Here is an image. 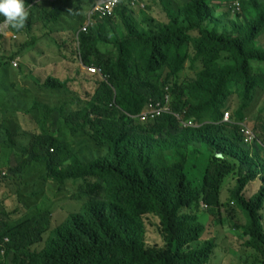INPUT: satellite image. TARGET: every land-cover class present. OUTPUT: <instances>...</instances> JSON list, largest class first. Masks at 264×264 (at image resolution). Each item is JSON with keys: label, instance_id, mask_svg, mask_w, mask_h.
I'll use <instances>...</instances> for the list:
<instances>
[{"label": "trees", "instance_id": "16d2710c", "mask_svg": "<svg viewBox=\"0 0 264 264\" xmlns=\"http://www.w3.org/2000/svg\"><path fill=\"white\" fill-rule=\"evenodd\" d=\"M140 1L148 6L162 2L168 20L157 22L142 7L132 10L128 0L121 1L112 16L79 32L83 64L101 68L91 98L76 100L80 104L76 109L69 99L59 106L38 99L35 107H42L44 116L37 121V132L20 127L10 134L1 125L0 142L5 129L11 145L27 157L18 160L20 170L33 168L41 181L58 187L83 183L71 193L81 211L70 213L54 228L53 215L41 213L37 205L21 221L11 223L0 199V264H210L220 247L215 236L198 246L206 232L199 207L202 202L213 210L224 206V178L236 169L239 177L231 199L238 211L227 203L226 212L212 214L245 217L246 224L236 227L244 240L242 259L246 264H264V186L253 196L248 194L247 183L258 176L256 161L239 124L223 121L231 95L241 97L242 105L234 114L244 120L245 110L264 92V0H238L235 10L234 0ZM95 3L63 0L55 11L44 0H25L30 10L25 27L10 29L27 40L12 51L22 52L38 39L32 34L37 20L52 30L62 12L67 15L62 31H79ZM137 11H141L138 21ZM0 63L7 73L5 81L11 68L14 77L24 75L20 60L17 66L3 59ZM60 80L34 78L42 90H68L66 81L61 82L65 79ZM149 98L167 102L200 125L183 127L174 114L144 126L133 123L127 112L139 111ZM59 117L70 140L51 134ZM84 135L94 143L86 155L94 159L88 162L74 150ZM204 144L224 157L206 154ZM254 148L264 157L260 144ZM0 152V177L10 183L15 172L7 163L11 155L5 149ZM151 213L161 220L167 248L147 244L143 217ZM47 233L44 247L34 249Z\"/></svg>", "mask_w": 264, "mask_h": 264}, {"label": "rangeland", "instance_id": "374dc122", "mask_svg": "<svg viewBox=\"0 0 264 264\" xmlns=\"http://www.w3.org/2000/svg\"><path fill=\"white\" fill-rule=\"evenodd\" d=\"M63 0H44V3L48 4L50 8H57L55 11L59 10L60 2ZM97 1V0H95ZM150 13L156 17V21H167L168 17L164 9V5L161 2H151L150 3ZM172 7L177 9L176 2L171 4ZM221 9V10H220ZM218 8L217 11L219 14H222V11L225 9V5L221 8ZM54 11V12H55ZM171 13H174L173 10H170ZM141 11H139L135 18L138 21ZM67 17L66 13H61V18L55 26L52 27V30L45 26V22L42 20H37L40 23L34 25L32 34L38 39L33 40L30 44L26 46L28 54L23 58L24 65V75H18L14 77L12 75L14 70L11 68L10 77L6 81H10L7 89L4 90L6 96L13 105L12 110H10L8 105L0 104V129L1 125L4 124L6 128L9 129V133L15 131L16 128L23 127L24 131H39L37 120L44 116V110L42 107H35L37 100H43L45 103L50 106H59L60 102L55 98L56 90H52L51 93L43 92L42 89L38 88L35 84L34 78H39L44 80L47 76L59 78L61 80L70 79L68 82L69 90L71 93L69 95L76 94L80 99L89 98L90 95L94 92L96 88V82L94 79L95 75H91L87 67L93 65H83L80 58L75 59L72 55L73 51H76L77 41L75 36L68 31H62L60 26H63V20ZM228 15L222 16L223 19H226ZM232 17V15H230ZM43 25H42V24ZM32 36V37H33ZM264 42V34L262 36ZM27 38L22 35L17 38L6 40L3 44L2 50L3 54L0 56L3 61H8L11 58L19 57L21 52H13L12 50H17L24 44ZM31 40V38L29 39ZM60 44V45H58ZM30 52V53H29ZM61 56V59H59ZM227 59L223 58L222 63H225ZM256 65L259 62H255ZM0 69L4 70V64L0 63ZM7 73L0 72V80L5 81ZM38 91V92H37ZM59 93L63 96L65 90H60ZM0 96V101L1 100ZM234 99V100H233ZM233 100L232 104L236 107L238 104L242 105L239 95L231 96ZM74 104L73 107H75ZM31 110L30 114H25L23 111L25 109ZM228 111H231L227 109ZM226 110V111H227ZM232 112V111H231ZM246 117L245 122L250 125L254 135L261 136L264 135V92H259L254 104L252 107L245 110ZM57 116V112L52 113L50 118L54 120ZM232 116V115H230ZM48 118L47 122H51ZM3 122V123H2ZM62 121L56 120L55 128L60 125L62 126ZM25 125V126H24ZM62 128V127H61ZM9 133L3 129L4 138L0 142V148L6 150L7 154L11 155V159L7 163L15 164L18 158L21 149L19 147H13L11 145V137ZM66 140H70L71 136L64 137ZM73 140V139H72ZM94 143L91 142L86 135H84L82 140L75 142L74 150L76 155L85 162L87 151L89 148L93 147ZM1 153V152H0ZM210 151H207L206 154H209ZM236 175H230L226 178L222 191V201L223 203L231 202V189L234 186V180ZM4 175L0 177V182L5 180ZM251 182L249 183L250 186ZM228 186L227 196L225 192V187ZM74 187L68 185L66 187H58L55 185L53 187H48L44 198L37 204V208L41 213H50L51 216V228L56 227L63 222L64 218L72 212L81 211V203L73 200L71 193ZM249 195L253 191L248 189ZM0 197L4 200L5 204L14 211L12 219H17L22 214V210L18 209L16 206V198L13 194V186L8 184V181L0 186ZM204 202L201 203V205ZM235 209L238 208L234 205ZM230 207L225 205L224 212H226ZM51 212H50V211ZM223 212V213H224ZM200 220L203 224H206V218L208 217V224L210 225L209 229L204 233L202 240L200 239V244L202 242L210 239L212 236L216 237V242L219 244V249L215 252V258L211 261L210 264H246V261L242 259V255H246L245 248L243 246L244 240L241 239L240 235L242 234L237 226L243 227L246 224V218L238 215L235 218H231L227 213L224 214L222 218L221 215H218V218L213 214L202 211L199 213ZM222 218V220H221ZM147 224V242L150 246L163 248L165 245L164 238L162 236V227L159 218L155 216H147L145 218ZM48 233L46 234V237ZM46 239V238H45ZM44 247V242L35 246V249L40 250ZM213 258V257H212ZM13 264V263H12Z\"/></svg>", "mask_w": 264, "mask_h": 264}, {"label": "clouds", "instance_id": "9594fccd", "mask_svg": "<svg viewBox=\"0 0 264 264\" xmlns=\"http://www.w3.org/2000/svg\"><path fill=\"white\" fill-rule=\"evenodd\" d=\"M107 1L108 0H97L96 3L94 4V6L92 8H90L86 12L84 24L81 26L79 31H77V32H75L73 34L75 36V38H76L77 46H78V35H79V32L87 31L91 26L94 25V23L98 19H102V18H106V17L112 16L114 11L116 10V8L120 5V2L121 1H128V0H117L116 3L113 5V7L111 9L107 10V11H105V10L101 11V10H98V9L95 8L96 5H98V4L104 5ZM235 5H240V2L238 0H234V2H233L234 10H235ZM128 6L132 10H134V7L136 9L139 8V7H142L143 10L147 11L148 13L150 12V6L146 5L143 1H140V0H130V4H128ZM138 12L139 11L135 12V14H137ZM29 15H30V10H29L28 6H26V4H25V0H0V16H3V18H4V20L2 22H0V38H1L0 41H1V43H3L7 33H9V39L17 38V35L13 34V32L10 29V27L12 29H15V30L23 29L25 27V24H26V22L28 20ZM58 45H60V44H58ZM2 52H3V50H2ZM27 54H28V51L24 50V51H22L20 53L19 57L11 58V59L8 60V62L10 61L13 66H17L19 60L20 61L22 60V63H23V58H25L27 56ZM72 55L75 57V59L80 58V56L78 54V48H77L76 51H74L72 53ZM0 56H1V54H0ZM0 59H1V57H0ZM59 59H61V56H59ZM83 65H85V64H83ZM91 68H93L94 70L92 71ZM87 70H88V72L91 75H95L94 79H95V82H96V76L101 73V68L98 67V66H94L93 65V66H88ZM3 71L4 70L0 69V72H3ZM183 79H187V78H183ZM69 80H70L69 78L65 79L64 81L60 80L61 82H65L66 81V87L68 88V90H65V93H63V96L61 95V93H59V91L60 90H64V89L61 88L60 90H57L58 93H56L55 98L59 102H61L62 105H65L67 99L71 100V104H70L71 108L76 109L80 104H76L75 107H73V106L75 104V101L80 99V98L76 94L69 95V93H71V91L69 90V86H68ZM9 83L7 85H4V86L1 85L3 83H0L1 98H2L1 100H3L1 102H3V105H8L10 110H12L13 105H11L10 100L8 99V97L6 96V94L4 92V90L7 89V86L9 85ZM35 84L38 87V83L35 82ZM43 92H46V93H49V94L51 93L47 89H44ZM231 96H234V94L231 95ZM89 98H91V97H89ZM89 98H83V99H80V100L84 101V100H87ZM230 99H231V97H230ZM233 100H230L229 108H226V110L229 109L232 112L228 111V110L227 111L225 110L223 121H226V122L235 121L236 123H238L239 126H240V133L242 134L245 143H247L250 146V149H251L250 156H251V158H254L255 161H256V168L258 169V176L255 179H252V180H250L247 183V189H251V191H253L251 194H255L256 192L258 193L261 190V188L264 186V180H263L264 157L260 156L257 153V151L254 148V145L256 143L260 144L262 146L263 155H264V138L261 137L262 135L261 136L255 135L253 137L254 132H253L252 128L250 127V125L247 124L245 122V120H242L239 117L238 118L236 117V115L234 114V111L241 105L238 104L235 107L232 104ZM240 100L242 101L241 97H240ZM250 107H252V105ZM26 109L23 112L25 114H29V113L26 112ZM167 114L176 115L178 117V119L180 120L181 125L183 127L200 125L199 122L195 121L194 117L185 118L183 114L175 111L173 108L168 106L167 102L163 103V102H161L159 100H155L153 98H149L144 103V106L141 107V109L139 111L134 112V113L127 112V115L131 118L133 123L141 125V126H144V125H146V124H148L150 122L157 121L159 118H161V117H163L164 115H167ZM230 115H232V116H230ZM58 119H59V121H62L63 124H62V126L58 125L57 128H55L54 132H52L51 134L54 135V136L60 134L61 135L60 139L64 140V141H67L66 139L63 138V135L70 136L71 134L70 133L69 134L65 133L63 118L59 117ZM37 121L41 122L40 119L37 120ZM37 121H36V123H37ZM247 130H250L251 133H248ZM204 148H205V152H207L208 151L207 150V145L204 144ZM50 152L52 153L53 149H50ZM210 153H214L218 157H224V153H222L221 151H216V152L214 151V152H210ZM26 158H27L26 156L22 155V149H21V152L18 155L16 163L15 164L11 163L12 164V168L15 169V172H12L13 194H14V196L16 198V206H17V208L22 210V214L19 216V218L12 219V215L14 214V211H12L6 204L4 205L5 206L4 210L9 215V219L11 220V223H15V222L21 221L23 219V217H25L28 213H30L33 209H35V207H36V205H37V203L39 201H42V199L44 198L48 187H53V186L57 185V184H51V183H48V182L44 183L43 181L40 180V181L36 182L33 185L32 190H31V192L28 195L20 197V192H21V190L23 188L22 175L26 171H33L34 170L33 168H29V169H26L24 171L20 170L18 160L26 159ZM92 159H94V157L93 158H86L85 162H88V161H90ZM237 171H239V169H236L235 171H233L232 173L228 174L224 178V183H225L226 178L228 176L236 175L235 176V180H234V186H232L231 191L236 187V184L238 183L239 174H238ZM90 179L94 182V179H92V178H90ZM5 180H7V179H5ZM5 180L0 182V186L5 182ZM250 182H251V184L249 186ZM82 183H83V180H80V181H77V182H73V183H70V184L72 185V187H75V189H77L80 185H82ZM224 183H223V186H222V191H223ZM227 190H228V186L226 185V187H225L226 196H227ZM0 199L3 200L1 197H0ZM221 199H222V193H221ZM222 203H223V201H222ZM230 203L233 206L235 205V203L232 201V199H231ZM223 205L224 206H222L221 209L213 210L208 204L204 203V204L200 205L199 213L202 212V211H207V212H209L211 214L212 213H223L224 209H225V205H227V203H223ZM185 209H187V208H183L182 211H184ZM150 215L156 217V215L153 214V213L147 214V215H145L143 217V220H144V223H145V227H146V241H147V233H148V231H147V224H146L145 218L147 216H150ZM213 215L218 218L219 214H213ZM67 217H68V215L66 216V218ZM160 222H161V220H160ZM209 227H210V225L208 224V217H207L206 218V231H207V229H209ZM162 236H163L164 241H165V245H164L163 248H167L168 244H167V241L165 239L163 230H162ZM46 239H47V237H46ZM46 239L44 238V240L42 241V242H44V244H45V240ZM7 240L8 239L6 238L5 242ZM147 244H148V242H147ZM198 246H201L200 241H199ZM151 247H153V246H151ZM33 248L35 249V247H33Z\"/></svg>", "mask_w": 264, "mask_h": 264}, {"label": "crops", "instance_id": "0c3cea01", "mask_svg": "<svg viewBox=\"0 0 264 264\" xmlns=\"http://www.w3.org/2000/svg\"><path fill=\"white\" fill-rule=\"evenodd\" d=\"M0 40H1V38H0ZM6 40L7 41L9 40V33L6 34V37H5L4 41H3V43H1V41H0V54L1 55L3 53L1 48H2V46H3V44H4V42ZM1 85L4 86V85H7V83L4 82ZM38 181H40V177H39V175L34 170L33 171H26L22 175L23 188H22V190L20 192V197L28 195L31 192L33 185L36 182H38ZM8 184L11 185V186H13L12 182L9 183V181H8Z\"/></svg>", "mask_w": 264, "mask_h": 264}, {"label": "built area", "instance_id": "2783aa9c", "mask_svg": "<svg viewBox=\"0 0 264 264\" xmlns=\"http://www.w3.org/2000/svg\"><path fill=\"white\" fill-rule=\"evenodd\" d=\"M117 0H108L104 5L102 4H98L95 6L96 9L101 10V11H107L109 9H111L113 7V5L116 3ZM92 71L94 70L93 68H91ZM248 133H251L250 130H247Z\"/></svg>", "mask_w": 264, "mask_h": 264}]
</instances>
